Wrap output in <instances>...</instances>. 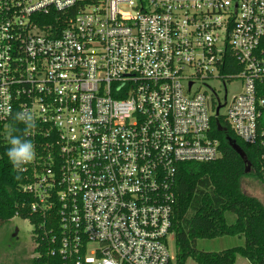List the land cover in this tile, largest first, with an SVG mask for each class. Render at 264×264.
<instances>
[{
	"label": "built area",
	"instance_id": "built-area-1",
	"mask_svg": "<svg viewBox=\"0 0 264 264\" xmlns=\"http://www.w3.org/2000/svg\"><path fill=\"white\" fill-rule=\"evenodd\" d=\"M208 80L240 91L216 105ZM216 110L264 147V0H0V126L34 145L19 170L67 264H173L178 169L220 158Z\"/></svg>",
	"mask_w": 264,
	"mask_h": 264
},
{
	"label": "trees",
	"instance_id": "trees-1",
	"mask_svg": "<svg viewBox=\"0 0 264 264\" xmlns=\"http://www.w3.org/2000/svg\"><path fill=\"white\" fill-rule=\"evenodd\" d=\"M23 126L13 125L5 132L0 126V226L18 217L33 226V240L37 254L33 264H67L57 254L59 237L56 210L42 216L33 212L35 199L25 191L31 182L27 174L13 167L7 151L10 137H21ZM211 135L219 142V159L208 163H185L178 169L173 208L174 234L173 264H235L237 257L249 264H264V205L245 195L240 187L243 177H252L264 184V147L244 144L231 131L225 118L215 113L211 119ZM235 147L239 151L235 150ZM235 221L228 224L226 215ZM243 237L241 246L221 252H205L196 248L198 240L219 237ZM51 250L56 252L51 255Z\"/></svg>",
	"mask_w": 264,
	"mask_h": 264
},
{
	"label": "rangeland",
	"instance_id": "rangeland-1",
	"mask_svg": "<svg viewBox=\"0 0 264 264\" xmlns=\"http://www.w3.org/2000/svg\"><path fill=\"white\" fill-rule=\"evenodd\" d=\"M212 88L216 95H211L214 104L223 103L231 95L238 93L240 90V83L233 82L227 86L228 95L224 86L215 80H208L199 83L198 87L203 91L206 87ZM209 94V93H208ZM220 114L224 110L219 111ZM240 187L242 192L250 197H254L264 205V184L252 177H243L240 180ZM227 223L233 224L235 216L233 214L226 215ZM33 226L21 218L15 217L10 222L0 226V264H33L32 261L37 254L34 252L35 243L33 240ZM244 243L243 237H219L212 240H198L196 248L205 252H221L223 250L241 246ZM168 248L170 255L173 257L174 238H168ZM185 264H196L192 259H188ZM235 264H249L246 259L237 257Z\"/></svg>",
	"mask_w": 264,
	"mask_h": 264
},
{
	"label": "clouds",
	"instance_id": "clouds-1",
	"mask_svg": "<svg viewBox=\"0 0 264 264\" xmlns=\"http://www.w3.org/2000/svg\"><path fill=\"white\" fill-rule=\"evenodd\" d=\"M15 119L26 125L25 135L28 134V129L35 127L34 118L27 111L18 112ZM9 142L11 147L7 151V156L13 167L20 169L22 165L30 163L34 159L35 151L31 141L17 136L10 137Z\"/></svg>",
	"mask_w": 264,
	"mask_h": 264
},
{
	"label": "water",
	"instance_id": "water-1",
	"mask_svg": "<svg viewBox=\"0 0 264 264\" xmlns=\"http://www.w3.org/2000/svg\"><path fill=\"white\" fill-rule=\"evenodd\" d=\"M219 110H216V113H218ZM235 150L236 151H239V149L237 147H235Z\"/></svg>",
	"mask_w": 264,
	"mask_h": 264
}]
</instances>
